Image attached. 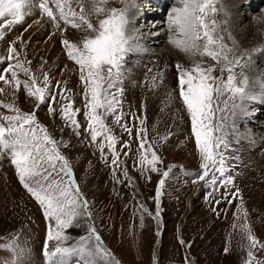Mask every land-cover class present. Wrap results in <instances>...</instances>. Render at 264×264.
<instances>
[{
    "label": "rangeland",
    "instance_id": "obj_1",
    "mask_svg": "<svg viewBox=\"0 0 264 264\" xmlns=\"http://www.w3.org/2000/svg\"><path fill=\"white\" fill-rule=\"evenodd\" d=\"M141 1L143 0H139V3ZM234 2L237 4V11L241 17L244 16L243 14L250 13V18L244 17L245 21L243 20L235 31L250 28L251 34L249 33L246 39L239 42L232 29L233 15L228 9L229 4ZM168 3L165 5L167 11L162 12V16H157L160 13L153 16L154 12L147 7L143 8L148 13L145 22L150 24L151 21H157L162 24L174 0H169ZM245 3V0L243 2L230 0L226 4L224 0H220L216 6L219 8L222 5L227 10L228 16L217 13L214 17H209L210 20L214 18L220 22L214 35L223 36V42L228 47L234 48L236 55L255 46V41L253 46L251 40L256 33L262 35L261 39L264 36V12L261 11L264 9V0H260L258 7L254 10ZM84 6L87 11L89 9L87 0ZM121 6L119 0H110L107 5L109 8ZM72 7L79 12V6L75 0ZM34 11L36 14L34 21L39 22V26L33 28L34 22L28 20L27 16L22 24L14 26L10 31L6 29L4 38L0 39V57L8 55L7 49L12 44L19 54L17 58L35 74L39 81L38 86H42L43 73L49 74L51 92L56 95V101L53 104L56 109L54 114H49V103H44L37 108L35 100L26 94L23 85L15 92V104L23 112H34L38 123L46 128L52 138L58 143L63 142L59 143V151L68 159L72 179L89 202L92 219H82L80 227L74 226L66 230V234L72 238L66 242V246L76 242L79 237L87 235V225L92 223L103 245L119 261V264H154V256L156 264H186V261L187 264H244L249 242L240 227L245 222V217L243 212H238V204H243V209L247 211L246 220L252 233L261 244H264V197H261L264 196V103L252 101L247 104L249 116H246L243 123L238 124L235 121L237 128L235 133L232 132V121H226L230 147L224 155L239 157L238 160L227 161L230 166H234L230 168V173L234 176V186H229L227 197L232 203L229 204L225 200V189L219 184L218 191L206 199L212 189L206 188L205 182L199 180V176L203 173L200 168L201 159L196 149L195 139L191 135L190 123L179 99L176 63L191 67L193 60H202L204 65L215 62L206 56L192 57L171 45L172 55L161 53L167 44L166 39L169 33L166 31L168 34L157 41L159 44L149 46L154 42L149 37L165 30L160 24L152 26L150 36L148 34L147 38L143 37V40L146 38L149 44L142 45L139 42V46L133 50L135 52L143 49L144 56H138L132 51L126 57L122 106L117 107V114L122 111L123 118L119 124H116L113 123L111 115L103 117L105 125L111 129V134L117 137L115 148L119 153V159L118 166L114 168L106 141H104L103 149L106 160L101 159L99 142L104 140L103 136H98L97 142L93 143L90 134L84 131L88 126L84 116V86L79 79L78 66L67 58L61 43L63 36L75 42L82 37L83 32L72 29L70 25L65 26L63 21H60L61 28L64 29L62 36L61 31L54 29L46 16H41L38 8H34ZM143 11L138 12V16ZM225 20L227 24L222 23ZM2 22L0 18V23ZM92 22L96 23L95 17H92ZM145 22L136 21L133 24L134 28L136 30L143 28ZM252 24H254L253 27ZM30 30V36L25 41H21L23 34ZM142 33L145 34V32ZM176 38L182 37L177 34ZM50 39H53L54 44L49 51L45 52L43 47L50 43ZM200 43L202 45L203 40ZM57 55L61 65L71 63L73 67L64 73L58 65L53 63L52 57ZM27 61L31 63L28 64ZM11 62L14 64L16 60L13 59ZM165 65H167L166 69ZM7 66V61L0 63V74H4L3 69ZM136 67L139 72L134 80H129L127 78L129 70L136 71ZM149 69H152V72H149ZM162 69L164 70L163 82L151 88L152 76ZM252 69L261 72L264 66L259 65L257 68L254 62ZM252 69L246 70L250 81ZM235 71L239 73L240 69L237 68ZM214 74L219 76V69ZM5 75L10 76V74ZM227 75L225 72V80ZM18 78L21 81L29 80V77L20 71H18ZM57 81H60L62 86H65L63 82H67L66 88L70 91L65 95L71 97L73 108L80 109L76 116L81 125L79 136L61 119L59 108L64 101H61L58 95ZM0 88L5 89V92L0 94V102H12L13 89L5 86L2 81H0ZM169 92L173 93L171 101L168 98ZM254 112L255 114L251 116L250 114ZM11 114L13 113L9 109L0 107V116ZM140 120L144 121L143 125ZM121 125L131 128V135L124 131ZM141 128L146 130L144 149L151 145L152 151L162 160V163L157 164L160 172L149 170L141 175L139 157L144 149L140 148L141 139L137 137V130ZM248 131H251L253 139H249ZM144 135L145 133L142 132L141 136ZM65 143L67 147L64 146ZM125 143L128 144L127 148L124 147ZM147 156L150 159L151 153H147ZM170 166L172 171L165 179L160 197V217L155 220L152 216L143 214V227H141L140 205L147 207L153 216L155 215L156 186L162 178L161 173L168 171ZM125 169L131 182L123 175ZM216 175L219 176V173ZM61 176L67 181L68 177H64L62 173ZM237 189L239 193L234 197L231 194L236 193ZM253 193L261 196L254 200ZM218 200L220 203H216ZM48 224L38 203L20 184L15 167L10 161V153L0 155V245L18 238V243L30 250L24 264H44L42 252ZM52 243L50 242V247ZM226 246L229 248L227 253L224 251ZM253 251L256 260L264 264V249ZM11 257L10 250L0 248V260L11 259Z\"/></svg>",
    "mask_w": 264,
    "mask_h": 264
},
{
    "label": "snow or ice",
    "instance_id": "obj_2",
    "mask_svg": "<svg viewBox=\"0 0 264 264\" xmlns=\"http://www.w3.org/2000/svg\"><path fill=\"white\" fill-rule=\"evenodd\" d=\"M245 2L247 3V0ZM72 3L73 0H0V18L3 20L0 23V39L4 38L6 29L10 31L14 26L22 24L25 17L32 14L34 8H38L41 16H46L53 28L61 31L62 36L64 29L61 28L60 21H63L65 26L70 25L72 29L83 32L79 40L73 42L63 36L61 43L67 58L78 66L79 79L84 86V116L88 125L84 131L90 134L93 143L97 142L98 136H103L104 140L99 142L101 159L106 160L103 151L106 141L115 168L119 159V153L115 148L117 137L111 134V129L105 125L103 117L111 115L113 123L116 124L123 118L122 111L117 114V107L122 106L126 57L139 43L135 39L137 33L131 17L134 12H142L144 9L139 0H119L122 5L119 8L107 7L110 0H87L89 9L86 11L85 0H75L79 6L77 12L73 9ZM144 3L148 10H153L151 0H144ZM218 3L220 0H174L173 6L168 9L164 27L169 33V44L193 57L206 56L215 62L204 65L202 60H193L191 67H185L177 62V88L201 159L200 168L203 173L199 180L205 182L206 188L212 189L206 199L218 191L219 184L225 189V200L231 204L232 201L227 197L229 186H234V176L230 173V168L234 166H230L227 161L238 160L239 157L224 155L230 147L226 121H232V132L235 133L237 131L235 119L238 116L246 117L248 114L246 105L257 100L264 103V75L253 82L246 71L254 67V59L258 54L264 55V45L244 50L236 55L234 48L223 42V36L214 35L220 22L214 18L210 20L209 17H214L217 13L228 16L222 5L217 8ZM261 11L264 12V9ZM92 17H95L96 23L92 22ZM222 23L227 24V20ZM150 24L156 26L155 21H151ZM177 34L182 39H177ZM7 52L6 57H0V63L8 62V66L3 69L4 74H0V81L13 89V100L0 102V107L9 109L13 114L0 116V155L10 153V161L15 167L20 184L35 199L45 220L49 222L42 252L44 264H119L103 245L92 223L87 225V235L66 246V242L72 239L66 234V230L74 226L80 227L82 219H92L89 202L72 179L68 159L59 151V143L63 142L58 143L52 138L46 128L38 123L34 112H23L15 104V92L23 85L26 94L35 100L37 108L49 103V114H54L56 109L53 104L56 95L51 92L49 74L43 73L42 86H38L39 81L35 74L17 58L19 54L12 44L9 45ZM13 59L16 60L14 64L11 62ZM27 63L30 64L31 61ZM237 68L240 69L239 73L235 71ZM217 69L220 72L219 76L214 74ZM18 71L28 76L29 80L21 81L18 78ZM149 72H152V69H149ZM225 72L228 74L226 80ZM163 79L164 70H158L151 78L150 87H157ZM56 83L60 100L64 101L59 108L61 119L79 136L81 125L76 116L80 109L73 108L71 97L65 95L70 91L66 88L67 82H63L65 86H62L60 81ZM4 92L5 89L0 88V94ZM168 98L169 101L173 99L172 92H169ZM140 123L143 125L144 121L140 120ZM121 127L131 135V128L127 125ZM142 132L145 133L143 137ZM137 137L141 139L140 148L144 149L146 130L138 129ZM64 146L67 147V144ZM124 147L127 148L128 144L125 143ZM147 153H151L150 159ZM139 163L141 175H144L149 170L160 172L157 164L162 163V160L149 145L140 153ZM171 171L172 166L168 171H163L162 178L157 183L155 215L153 216L147 207L140 205L141 227L143 214L152 216L155 220L159 219L162 188ZM61 173L68 177L67 181L63 179ZM216 173H219V176ZM113 175L115 177V171ZM123 175L131 182L126 169ZM238 193L237 189V192L231 195L235 197ZM237 210L243 212L245 217V222L240 227L249 242L244 264H261L256 260L253 250L264 249V244H261L252 233L246 220L247 211L243 209L242 203L237 205ZM50 242H53L51 247ZM183 243L181 240V244ZM0 248L12 252L11 259L0 260V264H24L30 254L29 249L18 243V238L0 245ZM224 251L227 253L229 248L226 246ZM153 261L156 264L155 256Z\"/></svg>",
    "mask_w": 264,
    "mask_h": 264
},
{
    "label": "bare ground",
    "instance_id": "obj_3",
    "mask_svg": "<svg viewBox=\"0 0 264 264\" xmlns=\"http://www.w3.org/2000/svg\"><path fill=\"white\" fill-rule=\"evenodd\" d=\"M171 1V0H170ZM225 1V3L227 4L230 0H224ZM233 1H235V0H233ZM239 1V0H238ZM242 2L244 1V0H241ZM260 0H247V3H245V4H248V5H250L251 7L250 8H252L253 10L255 9V8H257L258 6V2H259ZM169 0H151V3H152V5H153V10H151V12H154V14H153V16L156 14V13H160V14H157V16L159 15H163L162 14V12H164V11H167L166 10V6L165 5H168L169 3ZM141 7L142 8H146L147 7V5L144 3V0L143 1H141ZM237 4L234 2L233 4H229V7H228V9H229V11H230V14L231 15H233V19L231 20V23H232V29H234V31H235V29L238 27V26H240L241 24H242V22H243V20L245 19V18H250L249 17V15H250V13H248V14H243L242 16L243 17H241L240 15H239V12L237 11L238 9H237V6H236ZM243 5H244V3H243ZM243 5H242V7H243ZM241 7V8H242ZM148 9V8H147ZM239 9H240V7H239ZM243 9H244V7H243ZM246 12V11H245ZM141 13V12H140ZM31 16V17H30ZM27 17V16H26ZM30 17V18H29ZM147 17H148V13L146 12V10H144L143 11V13L142 14H140L139 16H138V13H133L132 14V21H133V24L136 22V21H138V20H140V22H145V20L147 19ZM151 17V16H150ZM245 17V18H244ZM28 20H30V21H32V22H34V24H33V28H36V27H38L39 26V22H36V21H34V20H36V14H35V11H34V9L32 10V14L31 15H29L28 16V18H27ZM165 20H166V18H165ZM245 21V20H244ZM146 23V22H145ZM147 24V23H146ZM144 24L143 23V28H139V29H135V31H136V33H137V35H136V37H135V39L138 41V42H141L142 43V45H143V43L146 45V43L147 44H149V41L146 39L147 37L146 36H148V34H149V32L153 29L152 28V26H150V24ZM158 24H160V23H158L157 21H156V26L158 25ZM164 24H165V21H164V19H163V23L162 24H160L165 30L164 31H162V33L160 34L159 32H158V34H155L153 37L151 36V37H149V38H152V40L154 41V42H152L151 43V45H149V46H153V45H155V44H159L157 41L158 40H160V39H162L165 35H167L168 33H166V28L164 27ZM253 25L254 24H252V27H253ZM32 30H34V29H32ZM159 30V29H158ZM154 31V30H153ZM142 32H145V34H143ZM234 33H236V35H235V38H236V40H237V42H239V41H241V40H244V39H246V37H248V35H249V33L251 34V30H250V28H247V29H243V30H240V31H235ZM30 34H31V30L29 31V32H27L25 35L23 34V36L21 37V41H25L29 36H30ZM149 36H150V34H149ZM262 35H260L259 33H256V36L254 35V37H253V39L251 40L252 42V44H253V46H254V42L253 41H255V46L254 47H257V46H261V45H264V36L262 37V39L260 38ZM143 37H146L145 38V40H143ZM182 39V38H181ZM167 40V44L165 45V47H164V49L161 51V53H165L166 55H172V49L170 48V45L171 44H169V42H168V38L166 39ZM54 44V42H53V39H50V43H47L46 45H44V47H43V49H44V51L45 52H47V51H49V49H51V46ZM240 44V43H239ZM138 46H139V44H138ZM172 46V45H171ZM141 48V47H140ZM151 48V47H150ZM150 48H149V51H150ZM238 48V47H237ZM138 49V48H137ZM143 50V49H142ZM142 50H136V51H138V52H134V53H136L138 56H144V52L142 51ZM50 53H54V52H50ZM57 53V52H56ZM163 55V54H162ZM178 55V54H177ZM190 57V56H189ZM193 57V56H192ZM52 59L54 60V65H58L61 69H62V71L65 73L66 71H68V70H70L73 66H72V64L70 63H66V64H63V65H61V62H60V59L58 58V55L57 56H53L52 57ZM254 62H255V64H256V66H257V68H259V65L260 66H264V55H260V54H258L256 57H255V59H254ZM162 63V62H161ZM259 64V65H258ZM61 65V66H60ZM138 67H136V69H137ZM131 70V71H130ZM129 70V73H128V79L129 80H134L135 79V77H136V75H137V73L139 72L138 71V69L136 70V71H133L132 69H130ZM252 71L253 72H251V81H255L258 77H260V76H262V75H264V70L263 71H261V72H257L255 69H252ZM126 72V71H125ZM63 75V74H62ZM126 75H127V73H126ZM64 76V75H63ZM61 78V77H60ZM253 86H255L254 84H253ZM162 89V88H161ZM255 102H259V103H261L260 101H255ZM246 107H247V105H246ZM248 108V107H247ZM255 114V112L254 113H251L250 115L251 116H253ZM257 114V113H256ZM247 116H249V113L247 114ZM244 119H246V117H243V116H238L236 119H235V121H236V123H238V124H240V123H243V121H244ZM250 120V119H249ZM251 131H248L247 133H248V135H249V139H253V137H252V133H250ZM244 137V136H243ZM242 138V137H241ZM252 194V193H251ZM253 199L255 200V198L256 197H260L261 195H259V194H257V193H253ZM261 197H264V196H261Z\"/></svg>",
    "mask_w": 264,
    "mask_h": 264
}]
</instances>
